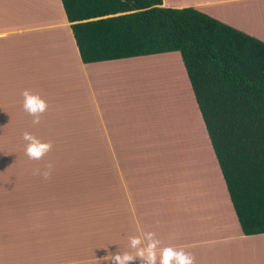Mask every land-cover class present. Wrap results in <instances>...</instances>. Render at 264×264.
I'll list each match as a JSON object with an SVG mask.
<instances>
[{
  "label": "crops",
  "instance_id": "1",
  "mask_svg": "<svg viewBox=\"0 0 264 264\" xmlns=\"http://www.w3.org/2000/svg\"><path fill=\"white\" fill-rule=\"evenodd\" d=\"M162 6L194 7L264 41V0H162ZM165 58L182 70L175 87L186 125L173 124L169 112L163 120L153 96L147 109L140 91L139 80H147L140 64ZM24 90L48 105L39 124L23 110ZM183 93L191 109L179 102ZM193 98L179 52L84 63L61 0H0V264H112V254L134 256L129 239L144 232L155 233L158 257L159 249L172 247L190 254L194 264H264V233H242L212 151L217 191L203 186L195 192L184 177L170 185L169 170L156 172L155 159L132 153L116 159L123 161V187L108 184L97 191L118 195V201L100 200L90 208L78 201L89 192L79 189L66 191L67 201L52 200L44 180L30 181L43 176L19 173L13 155L2 149L12 145L23 123L28 129L75 131L95 145L169 146L179 131L189 132ZM73 146H52L41 160L48 164L61 156L78 163L83 155ZM82 162L89 172L91 149Z\"/></svg>",
  "mask_w": 264,
  "mask_h": 264
},
{
  "label": "trees",
  "instance_id": "2",
  "mask_svg": "<svg viewBox=\"0 0 264 264\" xmlns=\"http://www.w3.org/2000/svg\"><path fill=\"white\" fill-rule=\"evenodd\" d=\"M61 3L84 63L179 52L240 229L264 233V41L162 0Z\"/></svg>",
  "mask_w": 264,
  "mask_h": 264
},
{
  "label": "rangeland",
  "instance_id": "3",
  "mask_svg": "<svg viewBox=\"0 0 264 264\" xmlns=\"http://www.w3.org/2000/svg\"><path fill=\"white\" fill-rule=\"evenodd\" d=\"M150 62L140 64V67L147 73V80H139L140 91L143 94L145 93V104L147 109L150 107L153 96L154 101L156 103L159 102L157 103L159 105L155 108L157 111L160 110V116H162L163 120L167 118L166 114L169 112L173 124H175V122L185 124L187 112H184L183 109H181L180 104L177 103L176 99L177 88L175 87V84L178 80L183 79L179 62H174V60L167 58L163 60H155L154 63ZM169 66H174V69L171 68L170 72L168 70ZM162 73L167 74L168 76L170 73L171 76L166 77L165 80H161L164 79ZM149 75H152V77L150 76V80L148 77ZM159 75L162 76L160 79ZM179 102L185 107V110H188L187 108L191 109L189 107L190 100L186 94L183 93V95L179 97ZM191 102H193V105L194 103L196 105L195 98H193V100L191 99ZM195 105L190 111L192 112L194 121L192 120L189 132L179 131L176 135L175 143L169 146L153 145L125 147L95 145L91 143V140L78 138L80 136L76 135L75 131L28 129V124L23 123L20 124V127L15 132L13 138L11 137L12 145L7 147L4 146L2 149L4 154L13 155V166L14 169L19 170V173H33L35 169H40L41 171L46 170L45 166L47 164L42 160L33 161L27 157L25 154L27 142L22 139L23 133L25 132L32 134L41 142H50L52 146L58 145L61 148L67 145H78V147L91 146L92 165L89 172L83 171L84 167L79 168L80 164H84V162H82L84 155L78 163L71 160L64 161L61 156H56V158H54L56 161H49V163L52 164V168L50 170L51 174L47 179H30V181L34 180V185L36 181L44 180V185L50 187L52 200L60 197L61 200L65 199L67 201L64 197L66 191L70 193L71 190H74L75 192L76 189H79V191H82L83 193L89 192L88 195L84 194L86 196L79 197L78 201H85L86 204L84 206L90 208L99 207L97 202L100 200L106 201V203L108 201L111 203L118 201V195H107L106 193H100L97 191H106L108 184H111V186L118 185L123 187L124 178L121 174L120 168H118V165H120V167L123 165V161L122 163H117L116 159L121 156L125 157V155H132V153H138L144 157L155 159L154 169L156 172L163 173L164 171L169 170L171 174L168 184L170 185H174L175 182H178L179 178L184 177L186 184L195 188V192H197V188L203 186H205L206 189L208 188L209 191H217L220 188V184L218 178L213 172L214 157L212 155L213 150H211L212 146L210 141L208 144V134L204 127L198 107L196 105L195 108ZM65 134L71 136H63ZM81 151H86V149L75 150L74 153H81ZM167 155L170 156L168 161H163V156ZM76 168L77 170H75ZM114 173L116 174V178L112 177V174ZM110 174L111 177H108ZM92 187L96 189L95 192L91 190ZM67 196L73 197L74 194L71 193Z\"/></svg>",
  "mask_w": 264,
  "mask_h": 264
},
{
  "label": "clouds",
  "instance_id": "4",
  "mask_svg": "<svg viewBox=\"0 0 264 264\" xmlns=\"http://www.w3.org/2000/svg\"><path fill=\"white\" fill-rule=\"evenodd\" d=\"M23 110L33 117L32 123L39 124L41 115L47 110V103L38 95L28 90L22 92ZM22 139L27 142L25 154L30 160L39 161L52 149L50 142H41L32 134L23 133ZM46 170L41 171L35 169L34 175H42L47 179L51 172L52 164L46 166ZM159 241L155 238V233L144 232L140 235L132 236L129 239V246L136 250L135 255L129 253H115L110 257L112 264H129L130 261L139 258L141 264H194V258L185 253L183 250H175L172 247H164L159 249V257L157 255Z\"/></svg>",
  "mask_w": 264,
  "mask_h": 264
},
{
  "label": "bare ground",
  "instance_id": "5",
  "mask_svg": "<svg viewBox=\"0 0 264 264\" xmlns=\"http://www.w3.org/2000/svg\"><path fill=\"white\" fill-rule=\"evenodd\" d=\"M170 67V66H169ZM174 67V66H173ZM172 66L170 67V69L171 68H173ZM174 69V68H173ZM150 76L152 77V75H149L148 77H149V80H150ZM152 83H155V82H152ZM148 84H150V83H148ZM151 85V84H150ZM164 91H166V90H164ZM163 92V91H162ZM165 93H167V92H165ZM156 94H158V93H156ZM164 98V97H163ZM166 98H167V96H166ZM168 99V98H167ZM170 99H171V97H170ZM173 99V98H172ZM165 100V99H164ZM187 109H189V108H187ZM164 112H166V111H164Z\"/></svg>",
  "mask_w": 264,
  "mask_h": 264
}]
</instances>
